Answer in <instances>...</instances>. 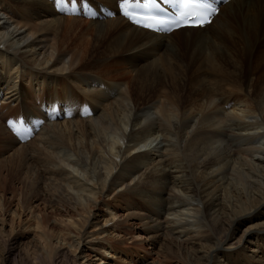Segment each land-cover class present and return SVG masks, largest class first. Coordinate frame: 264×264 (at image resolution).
<instances>
[{"label": "bare ground", "instance_id": "1", "mask_svg": "<svg viewBox=\"0 0 264 264\" xmlns=\"http://www.w3.org/2000/svg\"><path fill=\"white\" fill-rule=\"evenodd\" d=\"M0 97V190L35 222L29 264L120 259L108 232L129 228L135 244L161 237L157 264H264V0L169 35L78 19L67 0H0ZM77 103L95 115L70 118ZM41 104L48 123L18 142L4 121Z\"/></svg>", "mask_w": 264, "mask_h": 264}, {"label": "rangeland", "instance_id": "2", "mask_svg": "<svg viewBox=\"0 0 264 264\" xmlns=\"http://www.w3.org/2000/svg\"><path fill=\"white\" fill-rule=\"evenodd\" d=\"M77 18L84 20V18L81 17ZM0 197L4 199V203L6 204V211L0 212V264H29L32 261V253L36 252L39 247L37 239L39 233L36 231L35 222L28 219V216L24 215L22 212L17 211V197L13 198L11 189L8 185L5 186L4 192H1L0 190ZM97 207L99 209L102 208L99 205ZM13 211L18 212L17 219L16 217L11 219L10 213H8ZM39 211L46 216V219L48 220L47 229L51 234L56 235L62 230L61 226L59 227L51 224L52 220L59 216V213L54 212L53 209L51 210L49 208L40 209ZM91 211L93 212L94 210L91 209ZM99 224L103 225V221H100ZM129 225L131 224L129 223ZM127 231H129L127 232V236L122 233L120 234L118 231L111 230L108 232V235L110 233V236L113 238L124 236L120 237L119 240L123 242V250L126 251V258L123 256L120 259H115L118 258L119 255H115L113 250L106 247L107 251L105 250V252L99 255L101 262L96 260L93 264H100L102 262L105 264H149L152 260L157 264L155 259L163 252V249H159L160 247H158L162 241L161 237H153L150 240L147 239L146 241H143V245H139L130 240V238L133 237V230L129 228ZM136 235H139V233ZM141 236L145 238L144 235ZM67 246L65 250L66 252L68 251V254H76L73 248L70 249ZM83 254L84 256L87 255V257H89L90 250H83ZM117 260L119 261L115 263ZM71 261L72 259L70 258L67 263ZM63 262L65 263L66 261L64 260ZM158 264H174V262L171 259H163L162 262L160 261Z\"/></svg>", "mask_w": 264, "mask_h": 264}, {"label": "snow or ice", "instance_id": "3", "mask_svg": "<svg viewBox=\"0 0 264 264\" xmlns=\"http://www.w3.org/2000/svg\"><path fill=\"white\" fill-rule=\"evenodd\" d=\"M162 4L171 5L174 11H167ZM118 8L129 21L153 32L172 31L174 27L203 28L218 14L213 0H119Z\"/></svg>", "mask_w": 264, "mask_h": 264}]
</instances>
